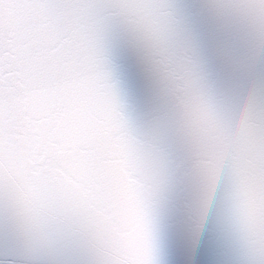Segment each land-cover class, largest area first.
Returning a JSON list of instances; mask_svg holds the SVG:
<instances>
[{"label": "snow or ice", "instance_id": "6c2138e0", "mask_svg": "<svg viewBox=\"0 0 264 264\" xmlns=\"http://www.w3.org/2000/svg\"><path fill=\"white\" fill-rule=\"evenodd\" d=\"M0 264H264V0H0Z\"/></svg>", "mask_w": 264, "mask_h": 264}]
</instances>
